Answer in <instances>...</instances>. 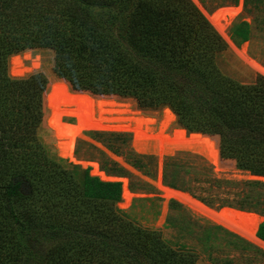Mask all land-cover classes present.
I'll use <instances>...</instances> for the list:
<instances>
[{
  "label": "trees",
  "instance_id": "obj_1",
  "mask_svg": "<svg viewBox=\"0 0 264 264\" xmlns=\"http://www.w3.org/2000/svg\"><path fill=\"white\" fill-rule=\"evenodd\" d=\"M34 48L55 51L60 78L49 72L47 93L42 72L13 77L8 71L12 55L14 76L40 68L22 65L33 51L21 52ZM226 50L191 0H0V264H196V251L174 247L160 230L135 224L118 208L121 181L103 180L52 153L39 130L45 93L48 114L92 94L133 99L141 109L170 107L192 132L181 128L170 136L163 127L150 129L142 144L200 148L219 167L264 177V75L241 81L225 73L219 59ZM186 154L166 159L165 181L211 203L197 193L204 186L180 181L178 167L192 168ZM136 158L138 164L148 157ZM203 166L200 182H237ZM244 182L264 188L262 180ZM220 205L258 208V202ZM203 233L206 241L222 234L242 254L264 259L262 249L222 225ZM257 236L264 241V221ZM212 258L213 264H236L229 256Z\"/></svg>",
  "mask_w": 264,
  "mask_h": 264
},
{
  "label": "rangeland",
  "instance_id": "obj_2",
  "mask_svg": "<svg viewBox=\"0 0 264 264\" xmlns=\"http://www.w3.org/2000/svg\"><path fill=\"white\" fill-rule=\"evenodd\" d=\"M191 1L210 21L227 44V50L219 59L224 72L241 81H251L258 74L264 75V72L257 67V65H260L264 68V0H238L235 3H231L229 0ZM228 7L239 10L227 22L225 32L221 33L211 22L212 17L219 10L228 9ZM31 51H33L32 55L25 59L22 65L31 67L34 64H39L40 68L34 69V71L24 76H14L11 73V58L14 56L12 55L9 58V74L13 77H26L33 73L42 72L48 79L47 93L50 87L49 72L54 71L55 51L51 48H34L21 53ZM54 73L56 74L55 71ZM70 88L74 91L71 85ZM46 93L44 97L45 117L39 130V137L52 153L54 152L57 156L68 159L69 162L78 164L84 169L90 167L91 174V163H96L108 177L112 178L111 181H121L123 189L124 181H126L128 189L133 194L131 203L127 206L122 205L124 202L122 193V200L117 206L131 221L149 229L160 230L163 238L176 248H191L196 251L198 254L196 264H213L212 257L227 256L235 259L236 264H264L262 257L257 258L253 254V257L256 258H252L242 254L245 251L236 250L229 244L227 239L223 238L222 234H216L218 237L206 241V235L203 233L206 226L222 225L227 230L238 234L264 251V244L259 240L251 239L228 228L219 221L213 220V218L224 219L222 215L224 208L240 209L237 206L220 205L222 202L228 201L247 205L258 202V208L256 209L240 210L260 215L264 221V188L250 187L244 182L247 180L264 181L263 176L253 175L237 167L236 169L219 167L200 148L161 147L173 150L171 154L163 156L151 151L153 149L139 152L135 145L136 142L140 146L159 148V146L145 145L141 142V135L150 134V129L158 132L163 127L165 134L172 136L176 129L183 127L178 123L177 116L170 107L157 110L141 109L133 99H123L116 96L76 97L70 101L67 108H62L71 109L70 106L80 108L73 110L82 111L84 113L81 116L82 121L92 126L82 136L78 137L74 144V157L79 161L89 163L88 166H84L81 162L70 158L68 145L70 130L68 128H58L55 124V118L62 109L48 114ZM126 114H130V117ZM63 122L75 125L77 118L69 114L64 115ZM99 131H122L128 135L119 137L96 134ZM187 133L190 132L187 130ZM180 151L191 153L183 155V159H185V164L192 166V168L178 167L180 181L204 186L203 190L197 189V193L209 198L211 203L202 201L189 191L171 187L165 181V161L169 156L177 155V152ZM137 155H145L148 158L136 164L138 161ZM221 157L230 159L223 157L222 154ZM205 164L212 167L214 177L236 180L237 182L234 184L223 182L222 185L219 182H214L213 185L210 182H200L199 179H204L207 174V169L203 166ZM216 168H220V170ZM164 187L187 195L188 197L185 196V198L189 204L202 208L206 215L195 211L190 205L177 197L166 198ZM246 194H249V196ZM256 198H259V200ZM174 201L180 205H173L174 208H172ZM207 215L213 218L207 217ZM253 259L255 260L253 261Z\"/></svg>",
  "mask_w": 264,
  "mask_h": 264
},
{
  "label": "bare ground",
  "instance_id": "obj_3",
  "mask_svg": "<svg viewBox=\"0 0 264 264\" xmlns=\"http://www.w3.org/2000/svg\"><path fill=\"white\" fill-rule=\"evenodd\" d=\"M238 10L239 9L229 8V7H228V9H221L217 13H215V15L212 17L211 22L214 23V25L217 27V29L221 33H224L225 30L227 29V22L237 14ZM257 67L264 72V68L262 66L257 65ZM68 114L73 115L77 118V123L75 125H71V124H67V123L63 122V116L68 115ZM83 114L84 113L80 110L62 109L58 112V114L55 118V124L58 128H61V129L62 128L63 129L68 128L70 130V137H69V144H68L69 145V156H70V158L74 159L75 161L81 162L84 166H88L89 165L88 162L79 161L78 159H76L74 157V144L76 142V139L78 137L82 136L85 131H87L89 128L92 127L91 125H88L82 121L81 116ZM135 145H136L137 149L139 150V152L140 151L145 152V151H149V150L153 149L151 151H154L161 156L171 154L173 151V150H170L168 148L140 146V145H138L137 142ZM91 165H92V174L93 175H98L102 179H105V180H112V178L108 177L107 174L103 170H101L100 167L96 163H91ZM216 169L220 170V168H216ZM164 194H165L166 198L177 197L178 199L184 201V203L190 205L191 208H193L195 211L206 215L204 213V210H202V208H199L195 205L189 204V202L185 198V196L188 197L187 195L182 194V193L177 192V191H174L173 189L166 188V187H164ZM132 196H133V194L128 189L126 181H124V189H123L124 202L122 203V205L123 206L129 205L131 203ZM222 215L224 217L223 220L213 218V217L208 216V215H207V217H211V218H213V220L215 219L216 221H219L220 223L226 225L228 228H230L236 232L242 233L251 239L254 238L256 240H259L260 242H262L264 244V241L257 236L258 227H259L260 223L263 221L262 216L257 215L255 213H249V212H244V211H240V210H235L232 208H224L222 210Z\"/></svg>",
  "mask_w": 264,
  "mask_h": 264
},
{
  "label": "water",
  "instance_id": "obj_4",
  "mask_svg": "<svg viewBox=\"0 0 264 264\" xmlns=\"http://www.w3.org/2000/svg\"><path fill=\"white\" fill-rule=\"evenodd\" d=\"M74 91H76V92H88V91H77V90H74ZM88 93H90V94H92L91 92H88ZM92 95H94V94H92ZM192 132H190L189 134H191ZM236 210H240V209H236ZM240 211H242V210H240Z\"/></svg>",
  "mask_w": 264,
  "mask_h": 264
}]
</instances>
